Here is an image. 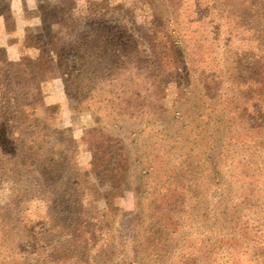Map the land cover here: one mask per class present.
I'll use <instances>...</instances> for the list:
<instances>
[{
    "label": "rangeland",
    "instance_id": "rangeland-1",
    "mask_svg": "<svg viewBox=\"0 0 264 264\" xmlns=\"http://www.w3.org/2000/svg\"><path fill=\"white\" fill-rule=\"evenodd\" d=\"M5 1L15 19V29L8 32L0 17V44L9 58L27 54L35 59L38 50L28 46L32 36L47 40L55 33L59 44L68 48L53 60L42 83L45 101L61 104L58 126L70 128L77 140L85 129L100 126L126 145L131 167L115 200L121 215L113 221L123 257L119 255L114 264H128L135 254L150 264H184L190 254L204 255L208 229L216 226L217 232L216 216L222 206L219 196L226 167L219 177L216 167L222 157L238 166L249 156L246 146L228 140L244 126L235 117L241 96L229 85L250 73L251 60L241 55L242 38L248 37L244 27L249 6L238 0H107L101 8L102 0H62L63 10L70 6L69 13L81 18L71 28L50 23L61 9L53 6H60L61 0ZM101 20L107 26H125L138 40L137 25L166 20L179 29L189 41L184 55L196 58L185 60L195 70L186 76L191 87L180 92L179 81L168 70L161 110L155 96L150 105L152 93L142 70L144 62L153 67L159 60H101L96 53L85 72L77 51L69 47L85 32L96 48ZM197 47L205 52L203 60L193 54ZM211 79L223 89L206 98L205 86ZM75 158L82 171L89 168L91 153L84 144L79 143ZM88 180L103 191L111 189L94 174ZM226 181L233 191L231 177Z\"/></svg>",
    "mask_w": 264,
    "mask_h": 264
},
{
    "label": "trees",
    "instance_id": "trees-1",
    "mask_svg": "<svg viewBox=\"0 0 264 264\" xmlns=\"http://www.w3.org/2000/svg\"><path fill=\"white\" fill-rule=\"evenodd\" d=\"M238 1L249 6L244 27L248 37L242 38L241 55L251 61L249 75L229 85L242 98L236 103L235 117L244 126L228 140H235L233 144L240 148L246 146L249 156L238 161V166L226 157L220 160L218 177L226 168L217 232L216 226L209 228L204 255L190 254L184 264H264V0ZM62 2L53 6L61 9L50 23L76 28L81 18L69 13L70 6L63 10ZM106 2L102 0L98 7H105ZM0 17L6 31L15 29L5 0H0ZM100 23L96 48L92 49L85 32L69 47L77 51L85 72L96 53L101 60H159L153 67L144 62L142 70L152 93L150 105L156 98L155 106L161 110L168 70L179 81L180 92L191 87L186 76L195 70L185 60L196 58L184 55L189 41L179 29L166 20L149 26L136 24L138 40L125 26ZM56 39L55 33L47 40L32 36L28 46L38 50L35 59L27 54L9 58L0 44V264H114L123 257L122 243L113 229L114 219L121 215L115 200L128 176L130 156L124 141L100 126L85 129L79 140L70 128L58 126L61 104L47 103L42 92L53 60L68 51ZM193 54L203 60L205 52L197 47ZM207 82L206 98L223 89L212 79ZM79 143L91 153L89 168L83 171L75 158ZM90 174L99 182H109L111 189L103 191L90 183ZM230 177L233 191L226 181ZM128 264L150 261L135 254Z\"/></svg>",
    "mask_w": 264,
    "mask_h": 264
},
{
    "label": "crops",
    "instance_id": "crops-1",
    "mask_svg": "<svg viewBox=\"0 0 264 264\" xmlns=\"http://www.w3.org/2000/svg\"><path fill=\"white\" fill-rule=\"evenodd\" d=\"M52 103V102H51Z\"/></svg>",
    "mask_w": 264,
    "mask_h": 264
}]
</instances>
